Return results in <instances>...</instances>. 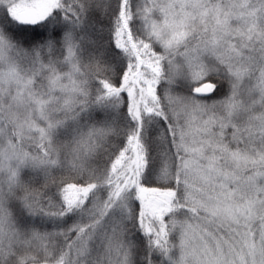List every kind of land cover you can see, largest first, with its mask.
<instances>
[{"label":"snow or ice","instance_id":"obj_1","mask_svg":"<svg viewBox=\"0 0 264 264\" xmlns=\"http://www.w3.org/2000/svg\"><path fill=\"white\" fill-rule=\"evenodd\" d=\"M0 264H264V0H0Z\"/></svg>","mask_w":264,"mask_h":264}]
</instances>
